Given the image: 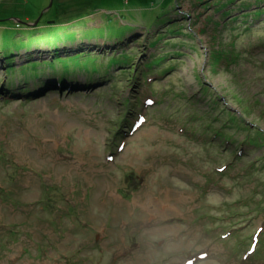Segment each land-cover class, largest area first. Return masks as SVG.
Instances as JSON below:
<instances>
[{
  "label": "rangeland",
  "instance_id": "374dc122",
  "mask_svg": "<svg viewBox=\"0 0 264 264\" xmlns=\"http://www.w3.org/2000/svg\"><path fill=\"white\" fill-rule=\"evenodd\" d=\"M154 1L0 0V85L6 83L0 86V240L8 239L7 227L15 231L12 224L24 232L16 246H0V264H152L177 253L170 258L176 264L204 258L213 264L212 258L229 254L231 242L207 239L192 215L197 201L213 210L214 204L223 207L239 197L264 195L262 169L247 176L264 150L221 141L218 132L225 123L214 111L224 104L234 115L244 113L246 127L264 136V118L255 111L264 104V27L255 26L248 35L228 27L216 39L214 23L238 0ZM255 17L253 25H261ZM181 28L183 35L166 40L186 43L185 62L135 71L141 61L145 66L150 62L157 33ZM123 38V51L141 54L131 75L116 68L114 89L102 80L78 90L87 81L79 74L65 83L69 91L34 92L25 99L9 92L12 87L23 93L28 81L32 88L44 80L60 81L65 70L56 52L63 56L64 51L68 59L75 52L80 59L102 55L101 65L92 68L104 67L118 56L112 49ZM218 51L224 69L228 61L235 80L241 78L239 83L260 99L251 110L241 101L244 95L233 75L223 73L211 57ZM9 54H17V69L33 73L34 68L40 78L17 73L9 80ZM251 205L234 203L232 218H227L238 234L264 232V224L251 226ZM192 236L204 238L199 243L204 247L181 257ZM42 244L46 258L38 260L35 250ZM25 246L32 256H22ZM247 250L240 259L233 256L218 264L256 263Z\"/></svg>",
  "mask_w": 264,
  "mask_h": 264
},
{
  "label": "trees",
  "instance_id": "16d2710c",
  "mask_svg": "<svg viewBox=\"0 0 264 264\" xmlns=\"http://www.w3.org/2000/svg\"><path fill=\"white\" fill-rule=\"evenodd\" d=\"M97 4V3H96ZM243 4V5H242ZM228 7V8H227ZM256 8V9H255ZM206 9H211L209 8V5H205V10ZM225 11H223L221 14V16L219 17L220 20L218 22H216L217 24H215L214 22L211 23V25L214 23V27H218V29L216 30V33L214 34V36H217L216 39L222 35V32H224L226 30V28L231 27L233 28L234 32L237 30L239 32H243L245 33V35H248L250 33H252V31L254 30V27L257 26L258 28H263L264 27V0H238L236 2H230L226 7H225ZM255 9V10H254ZM205 13V12H204ZM239 13V15H238ZM256 16L255 18L260 19V24L261 25H253V19L254 16ZM185 17L187 18V15H185ZM160 20V19H159ZM223 23H219L222 22ZM229 22H228V21ZM209 22V20H208ZM48 25V24H47ZM262 26V27H261ZM52 27V26H51ZM241 28V29H240ZM245 28V29H244ZM183 28H181L179 31H174V32H163V33H157L158 36H155V38L153 39V43L151 44V56L149 59V63L147 64V66L144 65V63H142L141 61V65H137V67L135 68V71L139 70V71H144V70H149V71H155L156 69H158V66L161 65L162 63H170L173 61H178L180 62H185L186 59L184 58L186 55V51L184 50V48H186V43L181 40L178 43H175L174 40H166V39H170V38H177L178 39V34L183 35L182 31ZM184 31V30H183ZM229 32H232L229 30ZM168 37V38H167ZM250 37V36H248ZM5 38V36H4ZM126 39V38H125ZM124 38L118 40L116 43H114V47L112 49L113 53H118V56H112L111 58H109L108 62L103 63L104 67H95L92 68V66H95V64L97 63L99 64V59H102L103 56L102 55H92L90 58L88 59H80L78 57L81 56H77V53H72L73 54V58H66L64 56H66V53L63 51L64 55H58V53L56 52V58L59 60L60 63L63 64L62 66V70L64 71V74H60V81L57 80H44L43 82H41L40 84L37 85L36 88H32V83L30 81H28V86L24 88V92L21 93L22 96L24 97H30L31 95L34 94V92H45L47 90H51V91H58V92H64V91H69V88H67V85H65V83H67V80H73V78L78 77L79 74H84V76L87 77V81H86V86H77L75 88H79L78 90H87L88 88H93L96 84L100 83L102 80H104V83L106 85H111V89H114V80H116L115 75L117 73V69L116 68H120L123 69V73L126 75H131V71H129L130 67H132V65L134 64V61L136 60V56L138 54H141L140 51L139 53L136 55L134 54L136 50H133L131 52H127L126 50L123 51L126 46H124ZM166 40V41H165ZM179 41V40H177ZM152 46H155V49H153ZM189 47V46H188ZM192 48V47H191ZM194 50V48H192ZM221 48H219L220 50ZM77 51V50H75ZM123 51V52H121ZM128 51V50H127ZM226 52V51H224ZM14 53V52H12ZM226 57H228V54H224ZM15 56H13V54H9V55H5L6 61L5 63L8 64V69L7 72L9 75V80H15L17 73H19L21 75V77H25L26 74L32 73V70L29 69V73L28 71H23V70H19L17 69V67H15L14 65L16 64L15 61ZM223 53L221 51H218V53L216 54V52H213L212 56L214 58V60L220 63V65L222 66L221 63V59H222ZM234 56H236L235 52H234ZM11 58V62L9 60V58ZM166 60V61H165ZM165 61V62H163ZM115 65V68L113 69L111 66ZM109 66V67H108ZM220 66V67H221ZM39 67V64H38ZM105 67V70H103ZM134 67V65H133ZM223 67V66H222ZM175 66H173V64L171 65L169 69V71L171 69H174ZM92 69H96L95 71H93ZM160 69V68H159ZM229 66L226 67V70L224 69V67L222 68V71L226 74L229 75H233V81L237 83V85L239 86L240 89V93L242 95H244V97L240 98L241 101L243 103H247V106L245 107L246 109H250L254 106L251 103H254L253 101H255L256 98H253L251 96V92L249 91L248 88H245L243 82L239 83V81L241 80H235V79H239L237 77V75L235 74V72L230 73V71L228 70ZM231 70V69H230ZM134 71V72H135ZM166 69L162 70V73L165 74ZM22 72H24L25 74H23ZM33 73L36 77V79H39L40 76L38 75V72L34 70L33 68ZM32 73V74H33ZM70 74V75H68ZM122 74V75H124ZM68 75V76H67ZM90 78H93L92 80H90ZM242 81V80H241ZM12 88V87H11ZM23 91V90H22ZM77 91V90H75ZM81 93V92H79ZM83 93V92H82ZM202 95H206V92L204 90H202L201 92ZM258 102H260V99H256ZM257 102V103H258ZM260 105L263 107V109L260 108ZM259 107H257V109H255L256 112L261 111V115L264 118V104H262L260 102ZM214 111L219 112L221 115V120L223 121V123H225L224 126L221 127V131L219 130L218 135L219 138L221 137V141H225V142H230L234 145H244V146H251V147H255L256 149H260V150H264V136H260L255 134V132L253 131V129L251 127H246V118L244 117V113H242L243 115H241L240 113H236V115H234L233 110L229 107V106H225L224 104H218L216 105V107H214ZM245 112V111H244ZM199 118L201 119V116H199ZM259 119V118H258ZM202 120V119H201ZM215 121H217V119H215ZM202 122H206L205 120H202ZM207 123V122H206ZM214 126V125H213ZM247 128L249 130H247ZM256 129V128H255ZM243 135V137H236V135L241 134ZM264 133V132H263ZM262 133V134H263ZM256 154H254L255 156ZM257 157V162L255 164L252 165V170H248V174L247 176H252L255 172L256 169H262L261 171L264 172V153L262 154L261 159ZM264 174V173H263ZM264 192V191H262ZM200 197H202V195H199ZM251 196H249V199L247 200L246 197H239L233 201H230V203L225 202V206H220V204H214L213 207H215V209H210L209 207L207 208L205 206V204L201 203L200 200L197 201L196 205V200H195V205H196V209L194 210V214L196 216V218H198V220H202L201 226L203 225V229L206 232V234H208L210 232L211 225L212 223L220 216L217 214H221V213H228V215H231L234 209V203L237 202H245L247 203H252L251 207L255 208V209H261L263 214H264V195H259V197L256 198H252L250 199ZM199 203L201 205H199ZM207 209V210H206ZM221 218L222 215L220 216ZM225 221V220H224ZM229 225V224H228ZM202 230V229H201ZM234 236H238L237 233L234 234Z\"/></svg>",
  "mask_w": 264,
  "mask_h": 264
},
{
  "label": "bare ground",
  "instance_id": "6f19581e",
  "mask_svg": "<svg viewBox=\"0 0 264 264\" xmlns=\"http://www.w3.org/2000/svg\"><path fill=\"white\" fill-rule=\"evenodd\" d=\"M153 4H157V3H156V0L153 2ZM23 49H24V48H23ZM24 50H25V49H24ZM8 58H9V57H8ZM9 60H10V62H11L12 59L9 58ZM1 82H2V81H1ZM1 86H3V85H1ZM240 114H241V112H240ZM241 115H243V114H241ZM262 131H263V129H260V130H259V132H262ZM182 218H183V217H182ZM194 239H196V238H195L194 236H192V240H194Z\"/></svg>",
  "mask_w": 264,
  "mask_h": 264
}]
</instances>
